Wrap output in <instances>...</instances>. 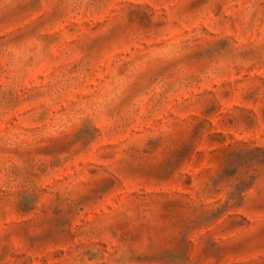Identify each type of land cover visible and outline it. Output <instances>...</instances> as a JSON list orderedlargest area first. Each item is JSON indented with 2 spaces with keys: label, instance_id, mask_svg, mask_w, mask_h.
Returning a JSON list of instances; mask_svg holds the SVG:
<instances>
[{
  "label": "rangeland",
  "instance_id": "rangeland-1",
  "mask_svg": "<svg viewBox=\"0 0 264 264\" xmlns=\"http://www.w3.org/2000/svg\"><path fill=\"white\" fill-rule=\"evenodd\" d=\"M0 264H264V0H0Z\"/></svg>",
  "mask_w": 264,
  "mask_h": 264
}]
</instances>
